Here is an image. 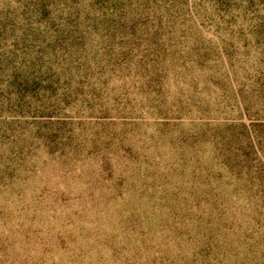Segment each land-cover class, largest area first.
Instances as JSON below:
<instances>
[{
  "label": "rangeland",
  "instance_id": "rangeland-1",
  "mask_svg": "<svg viewBox=\"0 0 264 264\" xmlns=\"http://www.w3.org/2000/svg\"><path fill=\"white\" fill-rule=\"evenodd\" d=\"M0 264H264V0H0Z\"/></svg>",
  "mask_w": 264,
  "mask_h": 264
}]
</instances>
